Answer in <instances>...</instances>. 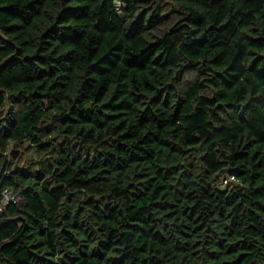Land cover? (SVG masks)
Segmentation results:
<instances>
[{"label": "trees", "instance_id": "1", "mask_svg": "<svg viewBox=\"0 0 264 264\" xmlns=\"http://www.w3.org/2000/svg\"><path fill=\"white\" fill-rule=\"evenodd\" d=\"M4 189L0 264H264V0H0Z\"/></svg>", "mask_w": 264, "mask_h": 264}, {"label": "built area", "instance_id": "2", "mask_svg": "<svg viewBox=\"0 0 264 264\" xmlns=\"http://www.w3.org/2000/svg\"><path fill=\"white\" fill-rule=\"evenodd\" d=\"M117 4H119L120 0H114ZM225 184H228L229 181L228 180H225L224 181ZM1 198H2V205L0 208H2V206L10 203V202H13L15 201L16 197L15 195L13 194V192L9 189H4L2 191V195H1Z\"/></svg>", "mask_w": 264, "mask_h": 264}, {"label": "rangeland", "instance_id": "3", "mask_svg": "<svg viewBox=\"0 0 264 264\" xmlns=\"http://www.w3.org/2000/svg\"><path fill=\"white\" fill-rule=\"evenodd\" d=\"M31 155H32V154H30V156H29V157H31ZM24 163H25V162H21V164H22V165H23ZM232 180H233V179L229 178V180H228V181L231 183V182H232ZM223 185H224V186H226L227 184L223 183Z\"/></svg>", "mask_w": 264, "mask_h": 264}]
</instances>
